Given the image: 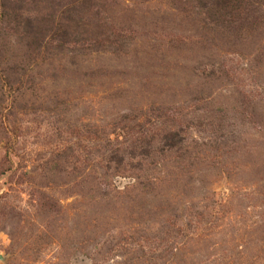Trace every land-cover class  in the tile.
I'll return each instance as SVG.
<instances>
[{
  "label": "rangeland",
  "instance_id": "obj_1",
  "mask_svg": "<svg viewBox=\"0 0 264 264\" xmlns=\"http://www.w3.org/2000/svg\"><path fill=\"white\" fill-rule=\"evenodd\" d=\"M0 264H264V0H0Z\"/></svg>",
  "mask_w": 264,
  "mask_h": 264
},
{
  "label": "trees",
  "instance_id": "obj_2",
  "mask_svg": "<svg viewBox=\"0 0 264 264\" xmlns=\"http://www.w3.org/2000/svg\"><path fill=\"white\" fill-rule=\"evenodd\" d=\"M28 23H30L29 21H27ZM31 24V23H30Z\"/></svg>",
  "mask_w": 264,
  "mask_h": 264
}]
</instances>
